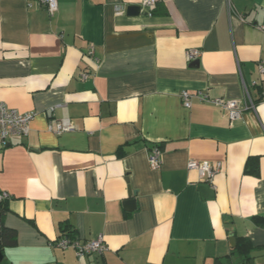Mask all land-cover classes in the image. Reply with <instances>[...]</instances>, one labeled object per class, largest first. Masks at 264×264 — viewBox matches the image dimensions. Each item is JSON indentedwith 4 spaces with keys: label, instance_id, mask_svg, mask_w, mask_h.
Wrapping results in <instances>:
<instances>
[{
    "label": "crops",
    "instance_id": "crops-1",
    "mask_svg": "<svg viewBox=\"0 0 264 264\" xmlns=\"http://www.w3.org/2000/svg\"><path fill=\"white\" fill-rule=\"evenodd\" d=\"M142 1L57 0L50 13L0 0V102L36 113L0 147V220L15 231L0 264H213L231 236L253 245L238 264H264L253 220L264 216V0ZM198 91L236 101L241 117ZM61 119L70 131L48 130ZM191 160L218 170L203 179ZM68 231L107 248L77 257L55 246Z\"/></svg>",
    "mask_w": 264,
    "mask_h": 264
},
{
    "label": "built area",
    "instance_id": "built-area-1",
    "mask_svg": "<svg viewBox=\"0 0 264 264\" xmlns=\"http://www.w3.org/2000/svg\"><path fill=\"white\" fill-rule=\"evenodd\" d=\"M39 3L45 5L50 13H52L57 8V0H38ZM143 5L150 7L154 4V0H143ZM117 13H120L118 11ZM261 28H264L261 26ZM93 52V47L90 46L88 53ZM200 51L198 49H189L186 51V57L189 60L195 59L199 56ZM259 72L264 73V64L260 63L258 65ZM86 73H82L81 77L85 78ZM253 84L255 82L253 81ZM242 86L244 90V108H255V102L250 94L248 86L242 81ZM181 96L183 103L186 107H189L191 104V96L188 91H182ZM202 101L211 102L215 105H218L225 109L228 114L229 120H237L241 117L242 108L238 106V103L234 100L224 99L221 97L210 98L203 91H198L195 93ZM35 111L20 112L15 108H12L0 102V147H5L9 144L10 138L13 136H25L29 132V125L32 119L35 117ZM72 125L69 119L57 120L55 123L48 124V130L60 134L62 132L70 131ZM148 162L151 167L156 168L161 164V149L159 147H153L148 153ZM187 167L190 169H195L198 175L206 180H211L214 174L218 170V166L211 164L206 160H191L187 163ZM9 198V193L6 191H0V201L6 200ZM55 246L65 249L71 248L74 250L77 257H82L84 255L93 253V252H103L106 250L105 243L101 238L80 240L76 237H70L68 235H63L55 241Z\"/></svg>",
    "mask_w": 264,
    "mask_h": 264
},
{
    "label": "trees",
    "instance_id": "trees-1",
    "mask_svg": "<svg viewBox=\"0 0 264 264\" xmlns=\"http://www.w3.org/2000/svg\"><path fill=\"white\" fill-rule=\"evenodd\" d=\"M249 165V164H248ZM247 171L257 173V170H253V168H249ZM5 200L0 201V215L4 214L5 210L7 209ZM253 220L258 225L264 226V216L256 215L253 217ZM0 239H1V246L3 245H14L15 244V231L13 229L7 228L3 226L2 219L0 223ZM66 228L69 225L64 224ZM68 236H73L71 231L67 232ZM253 245L251 241L247 237L238 236L236 239L235 247L223 257L215 258L213 264H238V263H246L251 259V250ZM1 252V251H0Z\"/></svg>",
    "mask_w": 264,
    "mask_h": 264
},
{
    "label": "water",
    "instance_id": "water-1",
    "mask_svg": "<svg viewBox=\"0 0 264 264\" xmlns=\"http://www.w3.org/2000/svg\"><path fill=\"white\" fill-rule=\"evenodd\" d=\"M137 12H138V6L137 5H129L127 7V13L129 15H135ZM196 63H197V61L195 62V64ZM126 205H128L129 208H133L134 207L132 200H127L126 201ZM0 223H1V220H0ZM230 243H231L232 247H235V245H236V239H235L234 236H231L230 237ZM1 256L2 255H1V252H0V259H1Z\"/></svg>",
    "mask_w": 264,
    "mask_h": 264
}]
</instances>
